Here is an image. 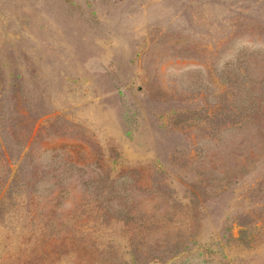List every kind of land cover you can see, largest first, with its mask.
Masks as SVG:
<instances>
[{"label":"rangeland","instance_id":"374dc122","mask_svg":"<svg viewBox=\"0 0 264 264\" xmlns=\"http://www.w3.org/2000/svg\"><path fill=\"white\" fill-rule=\"evenodd\" d=\"M0 264H264V0H0Z\"/></svg>","mask_w":264,"mask_h":264}]
</instances>
